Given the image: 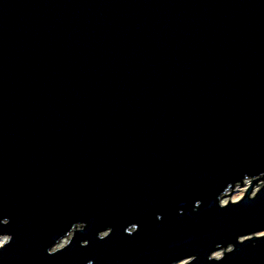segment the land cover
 <instances>
[{
	"label": "water",
	"instance_id": "1",
	"mask_svg": "<svg viewBox=\"0 0 264 264\" xmlns=\"http://www.w3.org/2000/svg\"><path fill=\"white\" fill-rule=\"evenodd\" d=\"M3 237L0 264H264V0H0Z\"/></svg>",
	"mask_w": 264,
	"mask_h": 264
},
{
	"label": "rangeland",
	"instance_id": "2",
	"mask_svg": "<svg viewBox=\"0 0 264 264\" xmlns=\"http://www.w3.org/2000/svg\"><path fill=\"white\" fill-rule=\"evenodd\" d=\"M250 184V182H247L245 186L243 187H237L234 192H230L228 193V195L223 199V200H237L238 197L244 195L246 189L248 188V185ZM258 187L255 188V190H257ZM6 239V237L0 238V245L3 243V241ZM68 241V239L64 240L60 246H63L66 242ZM59 246V247H60Z\"/></svg>",
	"mask_w": 264,
	"mask_h": 264
}]
</instances>
